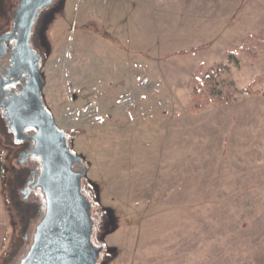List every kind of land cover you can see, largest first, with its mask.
<instances>
[{"label": "rangeland", "instance_id": "1", "mask_svg": "<svg viewBox=\"0 0 264 264\" xmlns=\"http://www.w3.org/2000/svg\"><path fill=\"white\" fill-rule=\"evenodd\" d=\"M109 1L55 0L31 38L43 102L88 169L98 264H264V82L242 91L264 77V0ZM17 2L0 0V34ZM216 65L235 98L189 110L191 81ZM5 120L0 109V264H17L38 208Z\"/></svg>", "mask_w": 264, "mask_h": 264}, {"label": "water", "instance_id": "2", "mask_svg": "<svg viewBox=\"0 0 264 264\" xmlns=\"http://www.w3.org/2000/svg\"><path fill=\"white\" fill-rule=\"evenodd\" d=\"M53 1L18 0L11 29L0 34V59L8 53L7 43L13 41L11 64L0 76V90L21 82L19 91L0 95L1 113L14 141H31L20 162L29 156L39 158L34 187L44 197V212L17 264H98L105 246L94 242L92 199L83 185L88 169H79L81 156L71 149L66 132L43 102L41 57L31 46L36 19ZM28 129L33 131L28 134Z\"/></svg>", "mask_w": 264, "mask_h": 264}, {"label": "trees", "instance_id": "3", "mask_svg": "<svg viewBox=\"0 0 264 264\" xmlns=\"http://www.w3.org/2000/svg\"><path fill=\"white\" fill-rule=\"evenodd\" d=\"M249 43L248 40L243 41L242 51L253 58L256 54ZM256 43L264 46V31L256 38ZM198 49L200 47L192 48L188 52ZM230 57H234L233 54H230ZM224 69L222 65L210 67L204 75L191 81L189 110L199 111L212 102L227 103L235 98L237 88L234 82L228 76L220 78ZM261 82H264V77L258 76L242 88V91L247 95L259 94L261 91L254 86Z\"/></svg>", "mask_w": 264, "mask_h": 264}, {"label": "flooded vegetation", "instance_id": "4", "mask_svg": "<svg viewBox=\"0 0 264 264\" xmlns=\"http://www.w3.org/2000/svg\"><path fill=\"white\" fill-rule=\"evenodd\" d=\"M12 46H13V41H10V42L7 43L8 53L4 57H2L0 59V76L1 77H4V75L6 74V71H7V67H9L10 64H11L10 59H9V50L11 49ZM20 87H21V82L11 83L9 85H4V87L1 88V90H0V95L2 97H4V96H7V95L11 94L14 91L17 92V91L20 90ZM0 109L2 111V107H0ZM5 122H6V120H5ZM6 125H7V123H6ZM32 131H33L32 129H28L26 132L29 134ZM10 133H11L10 139H12V141H14L13 140L14 134H13L12 131H10ZM14 142H16V141H14ZM17 144L21 145V148H19L20 149V151H19V155H20L19 162H20V160L22 159L21 154L29 150V147L31 145V141L17 142ZM21 164H25V169H26L27 173H26V176H25V178H24V180L22 182L23 188L20 189V192L24 196V202L25 203L26 202H30L32 200L31 201L32 204H34L38 208V210L35 213L36 214L35 215L36 216L35 225H36L37 222L39 221L40 217L42 216L43 212H44V197H43V193H42V191H41V189L39 187H34V178H35V176L37 175V173H38V171L40 169V161H39V158L36 157V156H29ZM83 167H85L84 164L82 165V168H79V169L82 170ZM84 189H85V187H84ZM32 230H28V234ZM32 233H33V231L31 232V234ZM31 237H32V235H30V241H31ZM27 247L28 246H26V248ZM24 252L25 251H23L22 254Z\"/></svg>", "mask_w": 264, "mask_h": 264}, {"label": "crops", "instance_id": "5", "mask_svg": "<svg viewBox=\"0 0 264 264\" xmlns=\"http://www.w3.org/2000/svg\"><path fill=\"white\" fill-rule=\"evenodd\" d=\"M124 2V0H110L106 5L110 4V8L109 9H112L117 6L118 4ZM106 7V6H105ZM134 40H130V42H133ZM92 42V43H91ZM89 44H91L93 46V52H94V56H96L97 54H99L101 52V46L102 44H105V43H102L101 40L98 39L97 36L94 35L93 37V40L91 41ZM137 42V40H136ZM141 42H143V40H141ZM104 53H102L103 55ZM106 55V54H105ZM103 63V66H101V63H100V74L104 75V76H111L113 75V69L114 67L112 65H107V62H108V59H107V56H102V58L100 59ZM100 61V62H101ZM95 62H96V57H95ZM142 63V62H141ZM135 64L133 66V76L137 73L135 72L138 68H140L141 70V73H143V69H142V64ZM121 67V66H120ZM108 70L110 72H108ZM5 231H6V226L4 225V222L3 220L1 219L0 217V257H1V254L3 252V248L5 247L4 244H5Z\"/></svg>", "mask_w": 264, "mask_h": 264}, {"label": "built area", "instance_id": "6", "mask_svg": "<svg viewBox=\"0 0 264 264\" xmlns=\"http://www.w3.org/2000/svg\"><path fill=\"white\" fill-rule=\"evenodd\" d=\"M104 2H106L107 0H103Z\"/></svg>", "mask_w": 264, "mask_h": 264}]
</instances>
